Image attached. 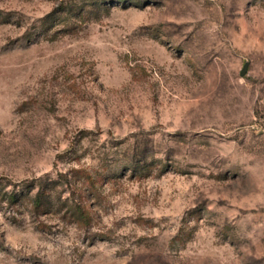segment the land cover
I'll use <instances>...</instances> for the list:
<instances>
[{
	"label": "rangeland",
	"instance_id": "1",
	"mask_svg": "<svg viewBox=\"0 0 264 264\" xmlns=\"http://www.w3.org/2000/svg\"><path fill=\"white\" fill-rule=\"evenodd\" d=\"M0 264H264V0H0Z\"/></svg>",
	"mask_w": 264,
	"mask_h": 264
},
{
	"label": "water",
	"instance_id": "2",
	"mask_svg": "<svg viewBox=\"0 0 264 264\" xmlns=\"http://www.w3.org/2000/svg\"><path fill=\"white\" fill-rule=\"evenodd\" d=\"M246 72V69L243 71V74Z\"/></svg>",
	"mask_w": 264,
	"mask_h": 264
}]
</instances>
